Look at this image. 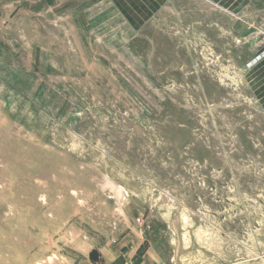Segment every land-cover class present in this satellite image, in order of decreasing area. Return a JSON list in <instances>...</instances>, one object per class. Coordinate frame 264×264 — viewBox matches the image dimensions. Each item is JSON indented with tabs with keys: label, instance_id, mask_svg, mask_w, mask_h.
I'll return each instance as SVG.
<instances>
[{
	"label": "rangeland",
	"instance_id": "1",
	"mask_svg": "<svg viewBox=\"0 0 264 264\" xmlns=\"http://www.w3.org/2000/svg\"><path fill=\"white\" fill-rule=\"evenodd\" d=\"M264 0H0V264H264Z\"/></svg>",
	"mask_w": 264,
	"mask_h": 264
},
{
	"label": "built area",
	"instance_id": "2",
	"mask_svg": "<svg viewBox=\"0 0 264 264\" xmlns=\"http://www.w3.org/2000/svg\"><path fill=\"white\" fill-rule=\"evenodd\" d=\"M262 35H263V37H264V30H263V32H262Z\"/></svg>",
	"mask_w": 264,
	"mask_h": 264
}]
</instances>
